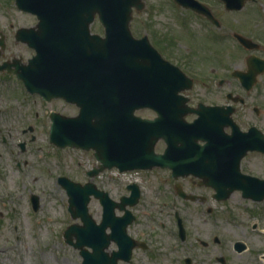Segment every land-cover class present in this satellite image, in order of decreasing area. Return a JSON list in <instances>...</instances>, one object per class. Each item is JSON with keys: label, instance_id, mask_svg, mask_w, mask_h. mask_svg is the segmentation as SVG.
Segmentation results:
<instances>
[{"label": "flooded vegetation", "instance_id": "obj_1", "mask_svg": "<svg viewBox=\"0 0 264 264\" xmlns=\"http://www.w3.org/2000/svg\"><path fill=\"white\" fill-rule=\"evenodd\" d=\"M170 2L175 9L181 10L178 14L184 10L183 14L186 18L175 19L179 24L167 26L166 34L156 37L155 25L162 27L164 24L157 22L155 18H149L147 23H141L136 19L138 13L133 12L130 21L116 29L117 38L108 39L99 49L95 47L93 50L90 45L86 47L92 35L98 34L101 38H106V27L101 21L100 14H94L93 21H86L87 16L78 13H60L51 16V21L44 25V28L52 34L51 38L44 39L52 43L51 53L33 66L30 65V59L36 50L28 42L32 38L42 40L39 33L42 32L43 23H39L38 15L28 13L30 17H34L29 23L26 18L15 21L12 18L8 20L7 28L0 26V82L14 85L21 92L0 97V101L12 111L18 110L19 113L23 111L24 101L29 96L35 103V107L39 106L35 119L41 114L45 115L50 128L53 123L58 124L59 115L75 116L80 113L82 103L85 99L87 100L86 93L95 82H115L120 97L122 98L125 93L138 105L151 102L150 100H153L155 96V82L164 79L165 82L173 84L178 89V94L185 100L183 107L187 121L192 122L204 115L205 121L210 124L211 141L208 146H206L207 140L203 138H199L195 147L189 150L174 148L171 146L172 141L159 139L155 143V152L164 154V162L174 165L137 170V181L128 183L115 179L103 180L102 186L110 185V188L106 189L110 198L108 196L102 199L91 197L89 209L93 203L97 202L100 220L98 221L90 212L99 223L107 222L106 233L112 232L111 221L115 219L118 240L116 242L111 239L107 250L109 255L113 251H120L122 257L119 258L118 263L134 264L138 251L151 255L156 253L157 249L149 242L157 222L156 217L151 214L154 207L159 209H163L164 206L172 207L173 220L179 235V216L184 211V207L196 202L208 203V212H213L215 208L212 203H224L227 200L220 199V196L241 193L240 190L230 193L236 182L224 179L226 173L227 177L235 178L236 176V158L242 154L240 148L242 144L234 146V139L241 132H248L249 139L245 142L246 146L257 144L260 146L259 149H248L241 157V171L259 179L264 178V101L260 95L253 93L264 72L256 74V78L254 76L251 80L248 76L243 79L236 76L238 72L236 69L242 73L248 71L247 60L250 55L264 58V45L255 50L247 49L235 38V33L238 31H231V36L240 46V52L245 53L243 65L229 70L230 63L222 61V57L212 51L219 49L218 47L213 43L205 44L211 48L203 47L194 37L204 33L207 40L213 41L223 24L219 27L205 14L175 4L171 0ZM210 8L217 17L212 5ZM242 9L229 11L236 13ZM21 14L25 16L27 12L23 11ZM194 19L200 21L203 26L200 32L191 27V21ZM186 20L188 24L184 22ZM145 25L147 30L140 32V27L145 28ZM30 27L35 28V35L27 33V28ZM182 41L190 43L187 46L188 50H184ZM107 49L111 50L109 54L116 52L115 72L107 70L108 61L112 64L108 59L112 56L106 55ZM155 49L159 51L158 54ZM219 60H221L220 64H218ZM97 67L99 70L96 69ZM45 74H50V77H43ZM30 80L35 83L50 82L52 92H61L62 95H54L52 99L46 100L40 93H30L26 89V82ZM235 84L240 90H235ZM198 85L199 89H202L195 93ZM95 101L97 102L96 98ZM49 103L52 107L46 106ZM2 114L4 113L0 112V115ZM135 115L143 119L135 123L139 137L143 139V143L149 141L150 131L145 123L155 118L154 107L150 104L137 107ZM5 116L6 114L3 117ZM235 122L240 129L238 132H235ZM35 130L36 124H29L27 127H22L19 134L25 137L30 133L29 139L34 141ZM10 137H13L15 142L16 136L11 134ZM2 139L5 143L8 141L6 135ZM15 143L19 148V154L26 151V140L17 139ZM176 144L180 146L181 142ZM182 161L193 162V169L199 175L193 172L184 173L186 167L181 164ZM260 161H262L263 173L258 170ZM200 163L203 165L201 166ZM16 165L19 168L22 166L19 160ZM85 173L87 174V170ZM212 179L216 181L211 182ZM86 181L88 180L83 182ZM254 181L256 180L246 181L248 191L256 190ZM116 187L117 190L113 193L112 190ZM32 199L31 194V209L37 211L40 207V198L39 205L34 204ZM110 209L112 214L108 217L106 213ZM143 216L146 217L145 221ZM140 224L143 226L140 227ZM159 225L161 228L165 227L163 221H159ZM124 227L125 232H123ZM112 243H115L113 248H111ZM128 254H130L129 261L126 260L127 257H124Z\"/></svg>", "mask_w": 264, "mask_h": 264}, {"label": "rangeland", "instance_id": "obj_2", "mask_svg": "<svg viewBox=\"0 0 264 264\" xmlns=\"http://www.w3.org/2000/svg\"><path fill=\"white\" fill-rule=\"evenodd\" d=\"M144 1L145 8L134 11L138 13L136 19L147 23L149 18H155L157 22L163 23L162 27L155 25L156 37L166 34L167 26L179 24L175 19L186 18L183 14L185 11L178 14L181 10L175 9L170 0ZM202 1L213 6V11L223 26L215 34L213 41L207 40L204 33L194 35L195 39L203 47L211 48L206 43H213L218 47L219 49L212 51L221 56L222 61L230 63L229 70L241 67L245 52H240L239 44L230 33L234 30L247 34L264 45V0L248 2L244 10L236 13L227 10L221 0ZM14 2L0 0V26L3 28H7L8 20L12 18L14 21L26 18L27 23L34 18L28 13L22 15L23 11ZM184 22L189 23L188 20ZM191 27L200 32L203 26L194 19ZM140 29L143 33L147 30V25ZM181 44L184 50H188L189 42L182 41ZM220 71L224 72L221 69ZM236 85L235 90H240ZM201 89L198 85L195 93ZM18 92V87L0 82V97L7 94L12 96ZM253 93L260 95L264 101V74L263 77L260 76ZM24 102V110L19 113L0 101V112L6 114L5 117L4 114L0 115V264H82L80 249L66 242L64 238V231L71 223L82 221L80 218L71 217L68 196L59 184L58 177L66 175L80 182L90 179L85 172L93 166L95 156L93 152L80 148H59L51 145L47 118H43L44 115L41 114V117L36 118L38 120L35 119L39 106L35 107L31 97L27 96ZM46 106L52 107V104ZM34 123V141H30V133L25 137L19 134L22 127ZM11 134L16 136L15 142L17 139L26 140L25 152L18 153L19 148L13 142V137H10ZM5 135L8 137L6 143L2 139ZM17 160L21 162V168L16 165ZM262 167L260 161L258 170L261 173ZM96 177L95 181L100 187L110 188V185L102 186V181L108 180L107 173ZM129 177L137 179L138 176L132 174ZM120 181L124 183L123 180ZM116 190L117 187L112 192L115 193ZM31 194H37L40 198L37 211L31 209ZM225 201L212 203L215 208L213 212H208V203L196 202L184 207L181 212L187 234L184 241L177 233L172 207H154L151 214L156 217L157 222L149 242L157 249L156 253L151 255L138 251L133 263L185 264L184 259L189 256L193 264H223L219 258H224L226 264H264V200L253 201L242 197L240 192H235ZM90 211L99 221L101 215L97 202L90 206ZM143 219L145 221L146 217L143 216ZM159 221L165 223L164 228L160 227ZM238 240L244 241L248 247L243 251L236 250L234 243ZM114 246L115 243H112L111 248Z\"/></svg>", "mask_w": 264, "mask_h": 264}, {"label": "water", "instance_id": "obj_3", "mask_svg": "<svg viewBox=\"0 0 264 264\" xmlns=\"http://www.w3.org/2000/svg\"><path fill=\"white\" fill-rule=\"evenodd\" d=\"M21 8L39 14L43 23L42 32L39 35L42 40L32 38L29 40L30 45L35 47L38 54L30 61L33 66L45 59L47 54L51 53L52 43L45 41V38H51L52 34L44 28V25L51 21L50 16L56 14L78 13L84 14L86 21H93L94 14L99 13L101 20L106 25V38H101L99 35H92L90 38L91 50L95 47L100 48L101 44L108 39L117 38L116 29L121 24H126L131 19L133 8L142 9L145 5L143 0H17ZM184 5L192 6L199 11H203L212 19L213 15L210 9L199 0H176ZM228 9L241 8L245 0H223ZM50 15V16H49ZM215 20V19H214ZM50 26V25H49ZM51 27V26H50ZM88 31V29H87ZM30 35H35L34 28H31ZM240 36L241 41L248 47H253L255 43L244 36ZM110 49H107L108 61L107 70L115 72V57L114 54H109ZM156 54L157 51H155ZM51 60V59H49ZM264 65V62L257 63ZM256 64L252 66V76L261 69H256ZM48 66V65H47ZM96 66V65H93ZM92 67V66H91ZM96 69L99 70V67ZM243 76H249L245 74ZM43 77H50V74H45ZM242 77V76H241ZM27 86L32 91L42 93L47 99L54 95H62L61 92L53 93L50 88V82L35 83L27 81ZM167 83V84H166ZM116 83L95 82L91 84V88L87 91V100L82 103L80 113L75 117L59 116V122L54 124L51 134L52 141L61 147L73 146L87 150H94L96 158L100 161L99 167L93 168L89 174L94 175L105 168L118 167L120 170H131L134 168H151L155 165L168 166L174 165L170 162H164L163 154L154 153L153 147L156 141L162 137L168 142L172 141V147L181 149H192L195 147L196 141L199 138L207 140V145L211 141L210 124L205 121L204 115L198 120L188 123L184 119L186 113L183 107L185 101L179 94L178 89L164 79L155 82V96L151 102L136 105L130 96L123 93L121 98L119 90L116 88ZM97 99V102L95 101ZM150 104L157 111L158 116L154 120L146 121L149 127V141L143 143V139L139 137L135 123L137 120H143L134 115V110L142 105ZM235 132H238V126L235 124ZM248 133H240L235 136L234 146H240L242 150L241 156L236 158L235 178L227 177L225 180L241 181L236 184V188L244 190L243 195L251 197L255 200L264 199V179H254L240 173L239 164L241 157L250 148L259 149V145L246 146L248 141ZM176 142H181L178 146ZM184 162V163H183ZM182 165L186 167L184 173L193 172L199 173L193 169L194 163L191 161H182ZM188 164V165H187ZM201 166L203 163H200ZM201 173V172H200ZM254 179L256 181L255 191H248L246 181ZM61 185L66 189L69 196V208L74 218L80 216L84 221V225L73 224L67 229L65 236L69 242H72V236H75L76 241L73 244L81 248L83 255L82 264H116L119 257H122L120 251H115L111 256L105 251L111 239L118 240V232L115 228V219L112 222V233L106 235L105 229L107 222L96 224L88 213V202L91 194L97 197L106 196L108 193L98 189L93 183L88 182L82 184L73 181L67 176L59 178ZM214 182L216 180H210ZM210 182V183H211ZM260 187V188H258ZM261 189V190H259ZM226 198L227 196H222ZM34 203H37L38 197L33 195ZM112 210H107L106 215H111ZM181 232L184 237L185 229L181 226ZM85 246H90L94 251L89 252ZM247 247L243 241H237L235 248L242 251ZM188 263L191 259H187Z\"/></svg>", "mask_w": 264, "mask_h": 264}]
</instances>
